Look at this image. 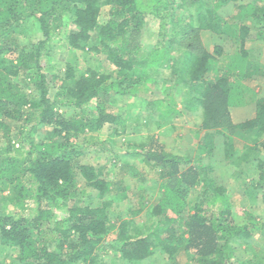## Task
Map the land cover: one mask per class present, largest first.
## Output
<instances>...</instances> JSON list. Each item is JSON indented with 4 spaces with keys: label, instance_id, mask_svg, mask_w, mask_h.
I'll return each instance as SVG.
<instances>
[{
    "label": "trees",
    "instance_id": "obj_1",
    "mask_svg": "<svg viewBox=\"0 0 264 264\" xmlns=\"http://www.w3.org/2000/svg\"><path fill=\"white\" fill-rule=\"evenodd\" d=\"M260 1L0 0V253H4L0 255L9 257L15 251L10 264H109L102 256L110 247L124 264H140L160 248L168 264H184L180 261L184 257L186 264H264V244L252 241L255 234H264V223L244 211L243 220L236 222L226 186L208 172L215 164L211 160L234 157V138L264 136V96L256 99L252 118L235 124L230 113L231 107L251 102L245 96L257 95L241 81L253 80L264 69L258 58L244 50L247 41H264V29L252 31L264 28ZM229 2L238 13L220 14ZM105 6L109 19L101 22ZM146 17L162 28L170 25V33L164 34L170 47L165 42L144 51L139 43ZM27 28H37L42 39L24 47L16 34L28 33ZM223 28L238 46L236 51L202 48L200 32L219 36L224 35ZM60 32L65 36L61 46L70 57L54 72L42 58L48 48H55L51 44ZM74 50L95 53L94 59L85 56L86 69L77 66ZM172 50L177 56H172ZM161 67L171 68L179 79L172 88L182 87L183 82L184 109L200 118L204 139L194 159L168 153L157 139L134 150L139 162L151 172L157 169L162 179L158 200L150 208L156 225L142 233L134 223L132 228L130 220L111 222L106 211L109 203L101 201L110 186L95 166L76 162L86 147L79 150L70 140L99 132L105 125L114 133L122 129V117L112 108L114 101L135 98L136 87L148 90ZM242 100L246 102L238 103ZM144 101L146 108L140 113L156 115V121L168 122L180 112L172 92ZM62 106L71 108V114L60 113ZM18 122L24 126L19 128ZM254 141L233 160L256 165L257 180L249 184L256 191L249 194L264 207V190H260L264 188V143ZM94 145L106 150L111 144ZM203 158L210 167L202 163ZM78 179L94 191L99 207L75 204ZM5 189L8 196L3 194ZM117 195L124 198V190ZM4 200L21 213L31 202L34 214H5ZM236 244L252 256L236 259ZM0 264L6 263L0 260Z\"/></svg>",
    "mask_w": 264,
    "mask_h": 264
},
{
    "label": "rangeland",
    "instance_id": "obj_2",
    "mask_svg": "<svg viewBox=\"0 0 264 264\" xmlns=\"http://www.w3.org/2000/svg\"><path fill=\"white\" fill-rule=\"evenodd\" d=\"M205 1L206 4L215 2V0ZM260 2L264 7V0ZM186 13L185 11V14ZM219 13L226 16H233L238 12L234 4L229 2L219 9ZM261 15L263 20L260 26L264 27V12H261ZM108 19L109 7L105 6L101 9L100 21L106 22ZM145 20L146 26L143 28V37L139 43L144 51L150 52L155 46H159V43L165 42H168L166 46L170 47L169 40L166 38V35L170 33V25H167L166 28H162L157 20H152L150 17H146ZM246 24H250V22L246 21ZM27 29L29 31L28 33H21V31H19L16 34L17 42L24 47H27L29 44H36L39 39H42V34L37 28ZM259 29L264 28H253L252 31L257 32ZM223 32L224 35L219 36L210 31L200 32L198 39L202 48L204 47L207 51L212 52L214 46H220L224 49V53H233L236 51L238 46L234 39L230 37V32L225 28H223ZM165 33L167 34L164 36ZM61 40H65V36L62 32H60L59 38L54 41L56 44H51L55 48H48V55L42 58L43 65H51V69H55L54 72L57 71V69H62L66 63V59L70 57V55L63 50ZM89 46L90 45H88V49ZM171 48H173V46ZM244 50L248 52L250 56L258 58L259 63L264 66L263 40L247 41L244 44ZM171 52L173 57L177 56L175 51L172 50ZM73 54L77 56V66L80 70L86 69L87 67L85 56L89 55V57L94 59L95 55V53L93 54L89 52V50H85V52L74 50ZM169 66H171V64H169ZM102 72H106V69H102ZM155 74L156 80L148 85V90L144 91L142 87H136L135 98L133 95V97L130 98L124 97L123 99L114 101L112 106L113 111L122 117V122L120 124L122 129H118L117 133H114V128L112 130V127L105 125L99 132L87 133L80 139L70 140L71 143L73 142L74 145L79 146L77 147L79 150H83V147H86V149H84L85 153L80 155L76 162L90 163L95 166L97 172L100 173L101 177L110 186V192L107 193L101 201H107L109 203L106 211L111 216V222L130 220L132 228L134 223L142 233L153 230L156 225V218L150 215V208L158 200V186L162 182V179L157 176V169L151 172L139 162V159L133 155V152H136L134 150L141 145L147 144L151 139H157L165 146L168 153L194 159L197 147L204 139V132L199 130L200 118L195 113L184 109L183 101L187 98V94H185L186 90L183 88V82L182 87L177 85L172 88V85L176 82L178 83L179 79L177 80L176 75H173L172 69L169 67H161L159 72ZM153 75L152 70H150V76ZM241 84L249 85L251 88H254L253 90L257 95L256 97L253 94L245 96L247 101L249 98L251 99L249 104L230 108L231 118L235 124L241 123L242 121L244 122L250 119L251 116H254L256 99L264 96V69H261V73L257 74L253 80L244 79L241 81ZM23 89L26 93L30 92L29 87L27 88L24 86ZM167 91L168 93H165ZM169 92H172L177 110L180 111L175 119L169 120L168 122H163L161 120L156 121V115H145L144 112L143 114L140 113L146 108V102L144 100L155 101L158 98L167 96ZM244 102L246 101L242 100L238 103ZM71 110L72 109L67 106L60 107V113L63 115H70ZM160 117H158V119ZM17 125H19V128L24 126L22 122H18ZM13 138L15 139V137ZM234 140L236 141L234 157H238L246 146H250L255 142L254 140L260 145L262 142L264 143V136L256 139L253 135H249L244 139L239 137L234 138ZM102 141H107L108 145H111L107 146L106 150H102L101 147L98 148V146L94 145ZM110 146H112V149ZM234 157L229 161L218 159L219 157L215 159V161L211 160V162L215 164L209 169V176H211V178L219 177L226 186L228 196L235 206L236 213L234 214L236 222H241L243 220L244 217L242 213L244 211L253 214L260 222L264 223V207L260 205L259 199H255L253 198V194H249L251 190L256 191L255 186L249 185L254 184L257 180L255 176L256 165L252 166L244 162L235 161L233 160ZM202 163L210 167V162L207 159L203 158ZM238 173H240L239 176H237ZM136 174H139V176H136ZM141 177L145 178L146 181L142 182ZM78 180V192L74 199L75 204L79 205L82 203L83 205L90 204L92 207H99V202L101 201L94 195V191L85 186L81 179ZM216 181L218 183L217 179ZM123 190L125 192V197L120 198L117 194H120ZM260 190H264V188L261 187ZM3 191V194L6 196L8 194L7 190L5 189ZM257 192L260 193L259 189ZM92 197L96 199L95 202L93 200L92 202L90 201ZM35 208L34 204L27 202L25 211L21 213V211L5 202V200L2 206L5 214L19 215L21 213V215L25 216L34 214ZM140 208H142L141 211L137 212ZM61 216L62 214L59 215V217ZM112 238L109 236V241H111ZM252 241L264 244V234L262 232L255 234ZM234 248L236 249V259L241 258L246 260L252 256L251 252L246 251L243 245L236 244ZM113 251L112 248L108 247V252L102 256V259L109 264H124L118 258L120 255L117 253L115 256ZM0 254L4 253L1 252ZM15 254V251L12 250L9 253V257L0 255V260H3L6 264H10V260ZM180 261L186 264L188 260L186 261L184 257L181 258ZM168 263L167 255L160 248H155L151 258L144 260L140 264Z\"/></svg>",
    "mask_w": 264,
    "mask_h": 264
},
{
    "label": "crops",
    "instance_id": "obj_3",
    "mask_svg": "<svg viewBox=\"0 0 264 264\" xmlns=\"http://www.w3.org/2000/svg\"><path fill=\"white\" fill-rule=\"evenodd\" d=\"M255 113V112H254ZM237 114H239V113H237ZM253 116H251V118H252ZM243 122V121H242Z\"/></svg>",
    "mask_w": 264,
    "mask_h": 264
}]
</instances>
